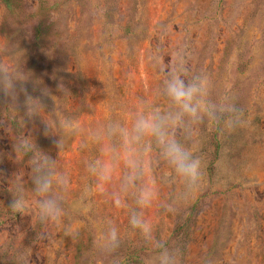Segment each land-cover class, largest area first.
<instances>
[{"label":"rangeland","instance_id":"374dc122","mask_svg":"<svg viewBox=\"0 0 264 264\" xmlns=\"http://www.w3.org/2000/svg\"><path fill=\"white\" fill-rule=\"evenodd\" d=\"M178 49L191 72L209 74L214 97H234L244 119L230 130L207 121L193 125L188 143L203 157L207 180L174 211L161 202L180 189L179 181L155 148L145 154V179L159 195L144 215L156 237L182 251L183 264H202L205 256L213 264H264V0H12L10 9L0 0V67L21 80L15 99L0 92V264H20L21 256L27 264H150L152 246L108 195L123 166L104 185L86 170L99 155L88 132L110 120L130 124L146 103L164 105L160 88ZM154 53L160 63L150 59ZM29 96L40 98L42 115L57 131V117L79 123L60 156L59 134L40 115H25ZM19 131L60 159L68 176L60 224L6 211L15 175L31 185L30 167L22 155L15 158ZM85 188H91L87 198ZM105 218L121 235L113 253L95 246ZM67 224L78 236L66 233Z\"/></svg>","mask_w":264,"mask_h":264},{"label":"clouds","instance_id":"9594fccd","mask_svg":"<svg viewBox=\"0 0 264 264\" xmlns=\"http://www.w3.org/2000/svg\"><path fill=\"white\" fill-rule=\"evenodd\" d=\"M150 59L160 63V57L152 54ZM163 67V66H162ZM21 81L15 73L0 67V92L15 99L16 82ZM213 82L204 71L191 72L186 64L182 50L172 57V68L162 81L160 95L166 101L164 105L146 103L132 114L131 123L110 120L101 123L88 132V140L99 148V155L86 163V170L96 183L113 184L117 171L122 172L118 184L108 194L115 206L128 210V223L136 230L146 243L152 246L153 256L150 264H183V253L180 249L170 247L162 237H156L154 227L144 212L158 198L155 183L146 181L148 168L145 166V154L155 148L159 160L172 171L171 179L178 180L180 189L174 191L170 198L161 202L166 211H174L176 206L195 199L205 185L206 167L201 155L196 154L189 146L192 127L201 122H209L222 130H230L243 123L244 112L230 94L212 95ZM25 115H40L53 133L60 139L56 142L59 156L63 151L66 135L78 134L81 129L77 121L57 117L61 131L49 122L42 112L46 106L40 98L29 96L26 99ZM15 109V107H10ZM19 114V113H18ZM23 126L25 119L20 116ZM10 119L13 118L10 116ZM181 129L183 136L178 137L176 130ZM16 160L21 155L30 167V187L17 178L12 179L11 190L14 212L34 214L40 224H60L65 210V193L69 180L60 169V159H53L44 151L38 150L36 141L23 131L13 135ZM223 171V162L218 161ZM91 194V188H85L84 198ZM66 233L75 238L78 231L71 224L65 226ZM121 235L118 226L109 218L102 223L100 237L95 246L105 253H113L119 248ZM20 264H27L21 256ZM202 264H213L210 256L202 258Z\"/></svg>","mask_w":264,"mask_h":264},{"label":"trees","instance_id":"16d2710c","mask_svg":"<svg viewBox=\"0 0 264 264\" xmlns=\"http://www.w3.org/2000/svg\"><path fill=\"white\" fill-rule=\"evenodd\" d=\"M1 1L5 4V6H6L7 8H9V9L12 8V0H1ZM7 199H8V200H11L10 197H8ZM1 202H2V199H0V204H1ZM6 209H7V210H6L7 213H12V212H14V211L12 210V208H11V205H7V206H6ZM1 213L4 214L5 212L2 211ZM1 213H0V214H1Z\"/></svg>","mask_w":264,"mask_h":264}]
</instances>
